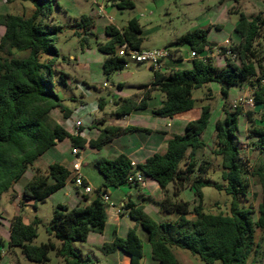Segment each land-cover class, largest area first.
I'll return each mask as SVG.
<instances>
[{
  "label": "trees",
  "instance_id": "1",
  "mask_svg": "<svg viewBox=\"0 0 264 264\" xmlns=\"http://www.w3.org/2000/svg\"><path fill=\"white\" fill-rule=\"evenodd\" d=\"M20 1L33 5L29 17L0 13V26L5 29L0 39V196L13 190L37 160L66 138L70 139L73 147L81 150L86 148L87 143L99 149L125 132L147 131L135 127H108L96 140L88 142L79 135L69 133L51 118L52 111L57 108L65 113V117L69 114L62 106L52 81L57 72L54 58L41 60L44 54L59 57L54 40L42 20L52 13V1ZM115 6L123 11L133 10L136 5L134 0H116ZM94 25V19L86 15L77 23L80 29L90 32L87 34H91ZM60 30L61 27L56 26L51 31L57 34ZM210 30L195 29L178 39L194 53L191 68L175 70L169 75L154 71V81L143 86L140 102L132 96L121 98L115 104L117 115H128L145 108L151 92L159 91L164 94L165 101L155 114L172 118L195 107L194 90L218 83L226 99L223 106L225 116L215 125L213 154L221 157L223 182L211 181L207 175L212 163L209 160L199 161L196 156L199 150L206 147L203 135L212 113L211 106L207 105L201 108L197 120L187 123L183 134L172 136L164 154H154L143 164H137L136 168L132 167V161L125 154L114 159L97 160L95 166L103 177L102 188L92 200L84 194V204L71 209L67 205L56 207L53 221L46 230L57 242L50 239L47 243L35 245L38 218L27 223L21 214L15 215L10 221V248H20L28 260L40 264H49L51 252H55L65 264H94L91 256L82 257L76 251L74 243L87 242L91 233L102 234L105 231L108 205L103 201L102 194L107 188L130 185L129 175L140 171L162 189L161 209L176 215L172 222H158L146 213L143 205L129 201L123 207L136 226L147 232L151 258L157 264H180L174 247L189 251L205 264H249L250 258L257 256V229L264 232V125H253L249 130L250 135L257 138L261 153L259 164L251 167L242 156L238 138L242 110H230L227 97L232 86L249 82L254 88L255 105H264V15L250 17L240 14L235 26L240 40L231 47L237 58L224 57L223 67L214 65L209 55L214 49L209 40ZM142 33L143 27L135 17L124 28L113 24L106 27L108 39L105 43H98V49L107 56L103 71L108 77L128 64L125 57L119 56L123 44L131 50H142ZM204 51L207 55L201 57ZM63 76L68 77L66 74ZM99 105L103 107L102 103ZM247 176L256 178L262 188L257 221L252 208L239 203V198L249 193ZM73 179L71 169L58 162L51 163L45 172L36 170L32 181L23 189L22 200L45 201ZM169 187L172 188L171 194ZM205 187L224 191L232 197L228 214L205 212L202 205ZM186 188H191L198 199V204L192 209L188 202L177 199ZM191 214L195 219L189 218ZM2 244L0 239V246ZM100 249L107 255L121 250L130 257L131 264H144L146 258L144 243L136 227L130 229L125 237L115 235L111 243L103 244ZM251 264H256V259Z\"/></svg>",
  "mask_w": 264,
  "mask_h": 264
},
{
  "label": "rangeland",
  "instance_id": "2",
  "mask_svg": "<svg viewBox=\"0 0 264 264\" xmlns=\"http://www.w3.org/2000/svg\"><path fill=\"white\" fill-rule=\"evenodd\" d=\"M51 1L52 13L42 18V20L45 29L50 33L49 36L54 40L59 57L44 54L41 60L45 61L53 58L55 60L54 68L57 72L54 73L52 81L55 92L62 100V106L69 114L68 117H65V113L57 108L52 111L51 118L71 134L74 133L75 123L79 121L83 123L86 133L97 135L98 130L101 132L105 128L100 120L111 116L112 111L116 110V101L132 96H136L139 101L144 93L143 86L154 81V70L149 65L138 63L131 58L128 59V64L123 70L115 72L109 77L104 73L103 63L107 56L98 49V43L107 41L106 27L108 25L113 24L118 28H124L128 21L135 17L143 27L144 47L179 50V53L185 59L190 58L191 50L188 45L179 43L178 39L186 33L199 28H211L209 39L212 43L221 44L226 39H230L233 44L237 45L240 37L235 32V26L240 19V14L244 13L250 17L264 15V0H134L135 8L123 11L118 10L115 6L116 0ZM20 2L33 7L30 2ZM30 7H23L17 1L0 0V13L3 14L9 13L29 17L32 14ZM84 15L94 19L95 25L91 30V34H87V32L90 33L88 30L80 29L77 26ZM56 26L61 27L60 32L57 34L51 31ZM4 31V27L0 26V39ZM210 52L215 53V48ZM211 58L217 67L225 66L224 57L214 54L211 55ZM65 74L68 77H64ZM108 91L110 94L106 97ZM252 91H254V88L249 82L232 86L228 90L227 97V100L230 101H228L230 110H235L230 107L233 100L242 95L251 94ZM151 94L153 97L148 104L150 108H153L157 105L158 98L163 94L159 91H153ZM193 98L195 99L193 111L200 110L207 105H210L212 109L209 125L204 134L206 147L199 150L196 156L199 161L209 160L212 163L207 177L213 182L222 183L221 157L214 155L213 150L215 149V125L218 120L225 116L222 106L226 99L221 94V86L214 82L204 88L194 90ZM100 103L104 104L103 107H100ZM240 109L242 115L240 117L238 138L241 153L251 167H256L261 160V153L257 147V138L252 137L249 130L253 125H264V105H243ZM143 114H145V117L140 120L141 123L151 125L154 122L151 111ZM107 144L105 145L107 146ZM110 148L108 145L102 151L107 153ZM72 149L70 139L66 138L40 158L38 163L46 170L48 168L46 164L50 162H60L63 165L71 163L72 165L75 161ZM85 149L81 150V173L83 176L88 177V183L93 191L87 195L92 199L98 195V190L103 185V177L96 168L95 163L104 153H98L96 149ZM34 166L28 169L13 190L0 196V239L3 242L0 246V264H40L28 260L20 248L9 247L8 227L15 215L21 214L29 223L38 218V237L34 244L41 245L47 243L50 239L57 242L47 233L46 229L53 221L54 211L58 205H67L71 209L85 202L84 192L82 190L78 192L72 181H69L65 188L51 195L45 201L22 200L25 185L32 181L36 175L37 169ZM246 178L250 185L249 193L247 196L240 197L239 203L241 206L252 208L254 220L257 221L262 188L256 178L251 176ZM145 180L156 186V182L151 178L145 177ZM122 188H124L125 193H131L132 198L137 202H140L139 200L142 198L141 192L144 194L145 191L134 189V187L128 185L122 186ZM116 189L107 188V191L112 194L111 201L114 202L118 201L119 196ZM203 192L202 205L205 212L211 214H228L230 212L231 196L213 187H205ZM169 193H172L171 187H169ZM177 199L188 202L191 209L198 204V199L191 188L183 190ZM150 201L156 210L151 214L156 221L172 222L176 219L175 214H168L161 209L160 198L154 196ZM189 218L195 219V216L191 214ZM125 222L131 229L136 224L129 217L125 218ZM123 230L125 231V228ZM128 231L126 230V234ZM137 233L144 243L146 256L144 264H157L150 256L151 246L146 239L147 232L138 227ZM103 236L111 239V228H108ZM103 236L99 233H91L93 239H101ZM256 241L259 244L258 254L250 258L249 264L254 259H256V264H264V232L260 229H257ZM74 248L82 257L91 256L94 264H106L107 262L105 254L100 248L91 247L90 250L88 241H76ZM173 250L180 264H205L189 251L178 247H174ZM49 264L65 263L56 256L55 252H51Z\"/></svg>",
  "mask_w": 264,
  "mask_h": 264
},
{
  "label": "crops",
  "instance_id": "3",
  "mask_svg": "<svg viewBox=\"0 0 264 264\" xmlns=\"http://www.w3.org/2000/svg\"><path fill=\"white\" fill-rule=\"evenodd\" d=\"M5 1H7V0H5ZM11 1H17L18 3L22 4L23 7H26V8L30 7V6H26L25 4L21 3L20 0H11ZM30 9L33 12L34 8L30 7ZM239 40H240V38H239ZM213 44H216V46H217L220 43H213ZM213 48H215V47H213ZM146 49H154V48L144 47V44H143L142 50H146ZM170 51L172 52V57L163 61L162 67L159 70L160 73H162L164 75H169L170 73H172L175 70L189 69L192 67L191 61L194 58V54L192 53V51L190 54V58H185V59L179 53L180 52L179 50L178 51L170 50ZM219 67H223V66H219ZM163 70H166V71H163ZM109 94L110 93L108 91V94L106 95V97ZM142 96L138 102H140L142 100V98H143ZM152 97L153 96L151 94L149 100L146 103V107L143 109L134 110L128 115L119 116L116 113V110H117V107H116V110L112 111L111 116H108V117L100 120V123L105 128L120 127L123 129H127V128H131V127H135V128L145 129L147 131L137 130V131H128V132L123 133L122 135L114 138L111 142H109L107 144V146L109 145L111 147L110 151H108L107 153L102 151L105 147H107L106 145L104 147L97 149V148L90 147L89 144L87 143L86 148L96 149L98 151V153H100V152L104 153L101 158L114 159L121 154H125L131 161L136 162L137 164H143L149 157L153 156L154 154H157V153L158 154H164L167 151L168 143H169L170 139L172 138V136L176 135V134H183L185 132V127H186L187 123L190 121L197 120L200 117L201 109L193 111L194 110V108H193L192 110H190L188 112L179 114V115L174 116L172 118L161 117V116L156 115L155 111L163 106V103L165 101V96L163 94L161 97H159L157 105H155V107H153V108H150L148 103L152 99ZM228 101L229 100H227V102ZM102 105H104V104L102 103ZM223 106H224V104H223ZM223 106H222V108H223ZM150 111H151L152 115L154 116V122L151 125L146 124V123H141L140 120H142L143 117H145L144 116L145 114H143V113L150 112ZM77 122H79V121H77ZM77 122L75 123V125L77 124ZM75 125H74L73 135H79L80 137L87 140L88 142L91 140H96L100 136V133H101L100 130H98L97 135H93L91 133H86L84 128H83L82 122H81V126L79 128ZM203 140H204V135H203ZM84 150H86V149H84ZM52 163H54V162H52ZM58 163H60V162H58ZM50 164H51V162L47 163L46 166L48 167ZM60 164H62V163H60ZM64 166L71 169L72 165L70 163V164L64 165ZM34 167L36 169L42 170L43 172L46 171V169H43L39 165L38 160L36 161ZM84 177L86 178L87 182H89L88 177L85 175H84ZM145 182H146L145 187L132 186V187H134V189H137V190H141V191L145 190L144 194H143V192H141V197L144 199L141 198L139 200L140 202L135 201L132 198L131 193H125L124 188L119 187L116 189V191L119 192L118 201H115V202L112 201L114 203L115 207L113 209L107 210V214H108L107 226L105 228V231L102 234H100L103 236L104 233L106 232V230L108 228H111L112 238L108 239V238L103 236L101 239H97V238L93 239V238H91V234H90L89 238H88L90 250H91V247L92 248L93 247L100 248L105 243H111L113 241L115 235L120 236V237L125 236L126 230L131 229L130 227H128L127 223L125 222V218L129 217V216L127 214V211H125L123 209V207L129 201H133L137 204L143 205L146 213H148L150 216H152L151 215L152 212H155L156 210L154 209L153 204L151 203L150 200L152 199V197L155 196V197L160 198V201H162L164 193L157 183L155 186L154 184H150L146 180H145ZM128 186L131 187V185H128ZM109 194L111 197L112 194L111 193H109ZM159 194H160V196H159ZM94 198H92V199H94ZM92 199H90V200H92ZM84 203L85 202L80 203V204H84ZM118 210L121 212L117 213ZM25 222H27V221L25 220ZM27 223H29V222H27ZM134 227H136V229H138V226H136V224ZM8 228L10 229V226ZM123 228H125V231L123 230ZM146 239H147V236H146ZM150 256H151V253H150ZM105 259L107 261L106 264H131L130 257L127 254L123 253L121 250H117L114 253H111L108 255L105 254ZM145 260H146V258H145ZM145 260H144V263H145Z\"/></svg>",
  "mask_w": 264,
  "mask_h": 264
},
{
  "label": "built area",
  "instance_id": "4",
  "mask_svg": "<svg viewBox=\"0 0 264 264\" xmlns=\"http://www.w3.org/2000/svg\"><path fill=\"white\" fill-rule=\"evenodd\" d=\"M233 43L230 39H226L220 45L215 47L216 52H210L209 55H216L220 57H230L233 60L237 58V54L231 49ZM194 54V53H193ZM119 56L125 57L127 60L131 58L132 60L138 63H144L149 65V67L154 71H159L162 67L163 61L172 57V53L168 49H146V50H131L128 48L127 44H123L119 50ZM106 87V85H104ZM243 105L255 106V96L254 91L251 94H246L238 97L230 103V107L237 109ZM81 126V122H77V127ZM72 155L75 158V161L72 163L71 171L73 172L74 179L73 184L78 191H83L84 194H89L93 190L86 178L81 173L82 171V153L81 149L73 147ZM132 167L136 168L137 163L132 161ZM128 183L131 186H146L145 176L140 171H135L131 173L128 177ZM103 201L108 205V209H113L114 203L111 201L110 194L106 191L102 194ZM107 209V210H108ZM121 211L118 210L117 213Z\"/></svg>",
  "mask_w": 264,
  "mask_h": 264
},
{
  "label": "water",
  "instance_id": "5",
  "mask_svg": "<svg viewBox=\"0 0 264 264\" xmlns=\"http://www.w3.org/2000/svg\"><path fill=\"white\" fill-rule=\"evenodd\" d=\"M212 47H216V44L212 43ZM207 55V51L202 52L201 57H205Z\"/></svg>",
  "mask_w": 264,
  "mask_h": 264
}]
</instances>
